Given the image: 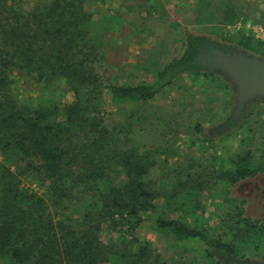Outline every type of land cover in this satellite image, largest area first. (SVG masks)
Listing matches in <instances>:
<instances>
[{
  "label": "trees",
  "instance_id": "trees-1",
  "mask_svg": "<svg viewBox=\"0 0 264 264\" xmlns=\"http://www.w3.org/2000/svg\"><path fill=\"white\" fill-rule=\"evenodd\" d=\"M103 1L39 0L26 7L21 0H0V264H167L151 235L173 245H199L214 264L229 255L258 264L242 257L248 244L264 247V222L225 197L235 210L228 225L233 235L213 233L198 218L200 184H191L189 174L186 180L178 177L167 195L152 179L163 151L152 154L132 145L107 120L109 107L150 101L185 72L216 74L200 61L214 47L262 55L264 42L243 30L227 37L228 26L241 14L233 0H222L221 17L210 32L233 46L186 30L180 54L153 70L150 80L107 82L101 73L107 32L119 21L94 20L90 7ZM215 5L208 0L202 7L208 14ZM17 74L46 89L65 82L73 100L64 104L63 116L48 98L21 102L13 92ZM240 119L232 113L219 130L237 126ZM195 129L210 139L200 123ZM212 167L214 177L234 185L264 172V159L246 152L222 161L220 169ZM186 202L188 216L167 213Z\"/></svg>",
  "mask_w": 264,
  "mask_h": 264
},
{
  "label": "rangeland",
  "instance_id": "rangeland-1",
  "mask_svg": "<svg viewBox=\"0 0 264 264\" xmlns=\"http://www.w3.org/2000/svg\"><path fill=\"white\" fill-rule=\"evenodd\" d=\"M37 1L21 0V3L29 7ZM206 1L104 0L91 6L96 22L108 25L112 24L108 19L119 21L107 32L106 58L101 68L105 80L130 84L150 80L153 70L163 67L180 54L186 30L207 34L233 46L234 43L225 42L223 37L210 32L213 23L221 17L222 0H213L216 5L208 14L202 7ZM233 1L241 16L234 25L228 26L227 37H234L238 30H243L264 42V0ZM102 27L100 25L101 33ZM261 50L264 52V46ZM255 55L264 57V54ZM13 92L21 102L38 104L43 98L53 100L59 106L60 117L63 116L64 104L73 100L65 82H57L46 89L43 84L19 74L15 76ZM235 101L236 93L222 74L216 72L213 76L204 77L185 72L150 101L109 107L107 120L111 128L121 131L118 136L132 145L150 150L152 154L156 149L163 151L154 166L152 179L164 186L167 195L172 190V181L178 177L186 180L187 175H191V184H200L195 190L200 192L196 202L203 208V213L198 210L202 213L198 218L213 233H224V237L228 238L233 235L228 225H231L229 221L235 210L225 197L235 200L234 204L242 207L246 216L264 222V197L258 193H261L262 187H256L261 180L264 181L263 174L230 185L225 179L214 177L216 171L210 168L213 164L220 169L222 161L227 164L238 154L246 152H252L257 160L264 159V98L251 101L237 126L215 131L229 120ZM249 112L251 114L248 115ZM198 123L210 139L206 140L204 134L195 129ZM130 125L132 128H129ZM31 186L37 188L35 184ZM184 195V191L177 195L180 203ZM166 198L163 195L164 206H167V202L164 203ZM182 205H175L174 210L167 209V213L174 217L188 216L191 212L188 202ZM150 240L167 264H214L203 255L199 245H173L152 235ZM249 247V244L246 245L248 252L242 258L264 262V247ZM221 264H227L226 260Z\"/></svg>",
  "mask_w": 264,
  "mask_h": 264
},
{
  "label": "water",
  "instance_id": "water-1",
  "mask_svg": "<svg viewBox=\"0 0 264 264\" xmlns=\"http://www.w3.org/2000/svg\"><path fill=\"white\" fill-rule=\"evenodd\" d=\"M203 64L222 74L236 93L233 114L242 117L254 99L264 98V57L242 49L223 50L218 47L203 53ZM248 264V263H243Z\"/></svg>",
  "mask_w": 264,
  "mask_h": 264
},
{
  "label": "flooded vegetation",
  "instance_id": "flooded-vegetation-1",
  "mask_svg": "<svg viewBox=\"0 0 264 264\" xmlns=\"http://www.w3.org/2000/svg\"><path fill=\"white\" fill-rule=\"evenodd\" d=\"M226 48H227V49H230V50L236 49V48H234V47H226ZM205 60H206L205 58H200V61H202V63H203ZM203 65H204V64H203ZM203 67H205V66H203ZM217 130H219V128H218ZM259 174H263V176H264V172H259V173H257V174L254 175V176L247 177V178H245V179L239 181L238 183L245 182V181H247V180L250 179V178H253V177H255V176H259ZM236 184H237V183H236ZM258 186H261V187H262V189H261V193H262V194H261L259 191H258V193H259L261 196L264 197V181L261 180L260 183L256 184L257 189H258ZM262 222H263V221H262ZM243 262H244V261L241 260L240 258H238V257H233V256H231V255H229L228 259L226 260V263H227V264H242ZM258 264H264V262H263V261H259Z\"/></svg>",
  "mask_w": 264,
  "mask_h": 264
}]
</instances>
